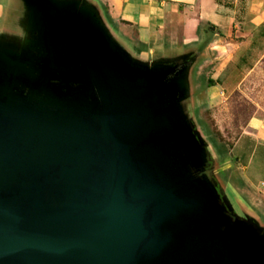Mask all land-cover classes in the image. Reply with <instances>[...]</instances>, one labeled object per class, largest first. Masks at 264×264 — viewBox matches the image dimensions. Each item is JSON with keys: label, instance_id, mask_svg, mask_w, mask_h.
Wrapping results in <instances>:
<instances>
[{"label": "water", "instance_id": "1", "mask_svg": "<svg viewBox=\"0 0 264 264\" xmlns=\"http://www.w3.org/2000/svg\"><path fill=\"white\" fill-rule=\"evenodd\" d=\"M26 1L43 52L0 47V264H264L204 174L187 61L132 59L80 0Z\"/></svg>", "mask_w": 264, "mask_h": 264}, {"label": "crops", "instance_id": "2", "mask_svg": "<svg viewBox=\"0 0 264 264\" xmlns=\"http://www.w3.org/2000/svg\"><path fill=\"white\" fill-rule=\"evenodd\" d=\"M80 1L97 12L105 28L127 52L126 43L119 36L132 44L139 62L187 61V77L194 72L201 84H205L213 105L222 100L227 102L263 64L264 0ZM16 13L19 15L17 10ZM13 16L9 21L18 24L22 15ZM0 21V38L1 25L6 24L5 33L11 42L15 40L17 31L9 27L6 10L0 13ZM250 53L254 55L251 62ZM193 88L190 87L189 99L194 94ZM188 106L192 104L188 102ZM244 139L264 143V117L250 118L233 148L241 147ZM238 169L254 201L263 203L264 194L254 189L251 177L244 173L247 166ZM226 191L232 198L229 201L224 195L230 208H237L232 191L228 187Z\"/></svg>", "mask_w": 264, "mask_h": 264}, {"label": "rangeland", "instance_id": "3", "mask_svg": "<svg viewBox=\"0 0 264 264\" xmlns=\"http://www.w3.org/2000/svg\"><path fill=\"white\" fill-rule=\"evenodd\" d=\"M5 10L8 21L14 19L13 15L22 16L18 24L9 21V27L13 26L17 31L16 39L12 42L8 38L9 35L5 33L6 24L1 25L3 33L0 45L3 44V47L12 49L16 52L15 56L20 55L23 59L29 60L36 55L40 56L43 51L37 28V17L33 14L29 3L26 0H0V13ZM29 12L32 13L31 17H29ZM111 32L115 36L112 30ZM119 37L122 42L126 43L127 53L135 60L137 52L132 44L123 36ZM262 47H264V42ZM251 54L253 58L250 56L249 62L254 59L253 53ZM198 79L193 71L187 78V90L194 87V94L187 100V103L190 102L192 106H187V111L192 119L195 133L206 150L208 163L204 174L212 182L221 198V203L227 210L229 209L223 198L226 195L230 201L231 197L229 198L228 191H226L227 187L232 191L237 208L232 206L233 211H229L230 218L238 217L239 221L255 226L264 238V201L263 203L254 201L238 169V166L243 169L246 165L247 171L243 172L251 177L254 189L264 194V143L244 139L241 147L233 148L243 132V126L250 118L264 117V64L250 74L240 91H236L227 102L222 100L216 105L210 103L209 96L205 92V84L202 85V81ZM214 143L223 154L218 152ZM230 203L232 205V202Z\"/></svg>", "mask_w": 264, "mask_h": 264}, {"label": "trees", "instance_id": "4", "mask_svg": "<svg viewBox=\"0 0 264 264\" xmlns=\"http://www.w3.org/2000/svg\"><path fill=\"white\" fill-rule=\"evenodd\" d=\"M263 64H264V61H263ZM215 144V143H214ZM214 147L218 150V152L220 153V154H223V152H221V150H220V148L215 144L214 145Z\"/></svg>", "mask_w": 264, "mask_h": 264}]
</instances>
